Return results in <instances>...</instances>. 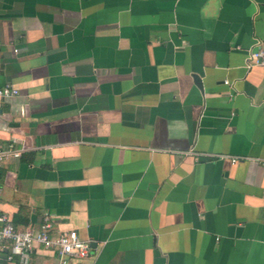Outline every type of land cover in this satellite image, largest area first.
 <instances>
[{"label": "crops", "instance_id": "1", "mask_svg": "<svg viewBox=\"0 0 264 264\" xmlns=\"http://www.w3.org/2000/svg\"><path fill=\"white\" fill-rule=\"evenodd\" d=\"M258 48L264 0H0V212L67 264H264Z\"/></svg>", "mask_w": 264, "mask_h": 264}, {"label": "built area", "instance_id": "2", "mask_svg": "<svg viewBox=\"0 0 264 264\" xmlns=\"http://www.w3.org/2000/svg\"><path fill=\"white\" fill-rule=\"evenodd\" d=\"M13 52L16 53L17 50L14 49ZM261 65H264V50L258 48L250 51L246 67ZM16 94V89L9 86L0 88V99L9 98ZM9 156H19V152L13 149V144L0 146V162ZM237 160L240 159L232 158L231 163H235ZM258 162L261 166H264V159L258 160ZM50 229L51 225L43 220L38 229L26 227L18 230L11 220L0 212V254H3V258H0V264H12L15 256L20 257V260L23 261L34 244L55 251L60 264H67L70 259L81 260L88 256L89 244L81 240L75 231L64 232L52 237Z\"/></svg>", "mask_w": 264, "mask_h": 264}]
</instances>
